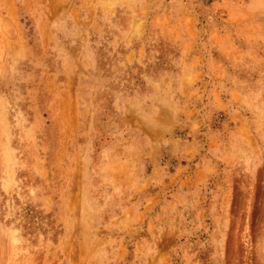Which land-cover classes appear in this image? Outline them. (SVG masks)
Here are the masks:
<instances>
[{
	"label": "rangeland",
	"instance_id": "1",
	"mask_svg": "<svg viewBox=\"0 0 264 264\" xmlns=\"http://www.w3.org/2000/svg\"><path fill=\"white\" fill-rule=\"evenodd\" d=\"M0 264H264V0H0Z\"/></svg>",
	"mask_w": 264,
	"mask_h": 264
}]
</instances>
